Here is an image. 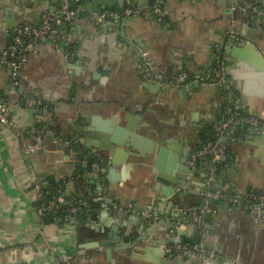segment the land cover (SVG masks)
Segmentation results:
<instances>
[{
  "label": "crops",
  "instance_id": "obj_1",
  "mask_svg": "<svg viewBox=\"0 0 264 264\" xmlns=\"http://www.w3.org/2000/svg\"><path fill=\"white\" fill-rule=\"evenodd\" d=\"M106 1L112 6L99 8L121 9L130 4L146 9L155 2ZM220 1L164 0L167 25L147 13L127 17L120 25L97 24L92 15L82 16L77 21L72 54L65 55L71 46L59 53L49 43L36 46L20 70L18 87L9 80L10 68L0 62V95L10 100L11 121L8 126L0 124V264H201L196 255L165 258L156 251V243L163 249L177 243L174 239L202 240L222 260L233 261L231 264H264V209L255 215L246 205L231 207L226 200L210 201L208 196L224 182L232 184L237 196L264 192V133L239 127L229 143L232 158L218 175L219 181L209 184L210 155L198 157V151L221 118L222 87L196 83L159 87L138 67L137 52L142 49L148 51L158 72L209 68L217 45L229 31L240 33L245 43L255 46L264 57V0H239L247 6L258 1L251 19L235 13L230 0ZM50 5L49 0H0V53L9 41V22L5 19L9 8H13L15 25L37 24ZM236 44L228 43L225 49ZM229 55V69L241 77L245 71L246 76L243 81L229 73L230 84L241 97L238 107L251 114L264 112V76L249 62L232 54L229 60ZM241 62L247 65L245 70L237 66ZM37 100L45 106L36 109ZM132 117L136 132L147 142H154L152 151L143 150L144 155H127L126 146L119 143L127 142L128 119ZM92 120L101 126L110 123L106 140L111 149L86 147L74 138L71 125ZM37 123L46 131L43 142L53 141L48 134L53 129L60 143L72 141L95 157L101 171L80 173L77 162L67 158L50 163L41 142L27 151L36 144L28 130ZM80 135L84 137V133ZM161 150L165 151L161 156L163 168L157 171L177 182L175 187L158 181L153 172ZM194 154L199 165L190 185L192 170L186 173L183 185L176 175ZM122 158L125 162L120 161ZM31 179L55 181L63 198L77 196L76 180L85 182L86 192L72 222L42 220L36 206L38 192ZM203 189L207 191L203 193ZM164 190L172 194L166 198ZM155 199H159L156 205ZM206 202L210 212L198 218L190 213L184 227L170 234L180 209H197ZM129 203L138 209L156 206L157 211L149 209L156 219L146 217L148 224L141 227L133 223L129 229L130 225L124 224L132 216ZM114 223L120 226L114 233L118 243H128V237L140 234V228L152 242L141 241L124 251L116 244L107 248V234Z\"/></svg>",
  "mask_w": 264,
  "mask_h": 264
},
{
  "label": "built area",
  "instance_id": "obj_2",
  "mask_svg": "<svg viewBox=\"0 0 264 264\" xmlns=\"http://www.w3.org/2000/svg\"><path fill=\"white\" fill-rule=\"evenodd\" d=\"M164 0H155L149 8H134L127 4L121 9L111 7H101L97 10L92 9L91 0H58L55 2L53 9L45 11L39 17L37 24H18L9 29V41L6 48L0 53V62L11 70L9 80L14 87L20 84V70L28 62L31 51L44 43L52 45L56 53L65 51V55L72 54L73 38L76 30L77 21L80 17L92 15L96 23L111 22L114 25H120L127 17L140 14H148L154 16L158 21L167 25L165 17L166 10L163 8ZM71 3L74 7H71ZM253 11L258 10V1H253L248 5ZM234 42L242 44L246 42L245 37L235 31L227 32L220 43L216 47L215 55L213 56L212 65L209 68L197 71H190L184 68L169 69L165 72H158L154 69L148 51L138 50V67L141 74L148 81L157 82L162 86H176L196 83L209 86L222 87L224 92V100L222 105V115L220 120L214 125L212 134L204 147L198 151V155L214 151L210 165L209 184H214L219 181L218 170L221 165H225L232 158L228 149L229 143L234 141L235 132L239 127H251L257 133H264V112L251 114L241 110L238 105L241 97L239 92L230 84L229 66L227 64L225 48L228 43ZM36 109L44 107L40 100L34 102ZM10 100L5 95H0V124L11 125L9 119ZM28 132L34 136L36 144L32 145L34 150L38 147V143L42 141L46 131L44 128L33 125ZM48 134L52 137H58V134L50 129ZM223 138V140H222ZM67 155V161L72 163L79 162L83 167H88V173L97 174L101 171V165L97 160H93L90 164V156L83 148H80L77 143L64 142L63 149ZM195 154L190 159V166L194 165ZM30 184L38 192L36 200L37 212L40 216L50 214L53 220L57 222H72L74 215L81 204L86 192L85 182L76 180L78 186V194L72 198H63L61 190L46 188V181L39 182L34 179L29 180ZM212 200H226L231 207L246 205L251 214L260 215L264 209V192L251 191L244 196H237L233 193V186L229 182H224L217 185L209 195ZM64 206L65 215H59L60 208ZM131 213L135 214L141 210V214L155 220L156 216L149 213V210L138 209L132 203L128 204ZM210 203L197 209H180L179 216L174 221L170 234L175 235L179 229L186 224V218L191 213L195 218L201 217L211 211ZM165 258L182 257L189 258L197 256L201 259V264H231V260H222L214 249L208 248L202 240L179 241L175 244H169L163 247ZM64 264H76L73 261Z\"/></svg>",
  "mask_w": 264,
  "mask_h": 264
},
{
  "label": "water",
  "instance_id": "obj_3",
  "mask_svg": "<svg viewBox=\"0 0 264 264\" xmlns=\"http://www.w3.org/2000/svg\"><path fill=\"white\" fill-rule=\"evenodd\" d=\"M48 1V0H47ZM51 5H50V9H53L54 4L56 1L58 0H49ZM94 1V2H93ZM91 0V2L93 4L92 5V9L94 10H97L100 6H102L103 4L104 5H108V6H112V2H108V1H104V0ZM223 0H221L220 2H222ZM230 5L231 7H233V11H236L235 13L239 12L240 14L238 15H241L242 17H248L249 19H251L253 17V13L252 12V7H249L247 5H243L240 3L239 0H230ZM71 7H74V4L71 3L70 5ZM12 9L13 8H9L7 10V14L5 16V19L6 21H8V28H11L13 26H15V20H13L14 16H11L12 15ZM256 13V12H255ZM10 20H13L10 22ZM232 43V44H231ZM234 42H230V45H233ZM133 48V47H132ZM134 49V48H133ZM136 50V49H135ZM225 54L226 55H236L238 57L239 60L243 61V62H249V66H252L254 67V69L257 71V72H260L261 76H264V57L258 52L257 48L255 46H253L252 44L250 43H243V44H239V45H235V46H229L227 49H225ZM230 55L227 57L229 58L230 60ZM238 67H240V69H243L245 70L247 65L245 66L244 63H239L237 65ZM232 69H229V73L233 76V77H239L241 79H244L243 81H245V71H243L242 73V77L241 75H238L237 73L235 72H232L231 71ZM159 87H162V85H159ZM244 93V90L243 92ZM24 101V99H22V102ZM134 118H129L128 119V138H127V142L123 144V142L119 141V143L121 145H125L126 149H127V155H130V156H139V155H144V153L146 151H152L153 149V146L154 145L153 141L148 139L149 142H147L145 139H147L146 137H143L142 135L138 134L136 132V124L134 122ZM110 123L108 121H106L104 124L101 125H98L97 123H95V120H92L89 124H83V125H78V124H72L71 125V130L73 131V134H74V138L75 139H79L80 141H82L84 143V145L86 147H91L92 145L93 146H96V147H100L101 149H111V146L109 147L108 146V143H107V134L109 132L108 128L110 129ZM98 129L102 130L103 132L99 131ZM103 129H106L105 132ZM212 130H213V127H212ZM81 133H84V137H81ZM145 138V139H144ZM100 139H103V140H100ZM99 140V141H98ZM223 140V138H222ZM143 143H146V146H143ZM41 145L44 147V154L47 156L48 158V162L50 163H56L58 161H62L64 158H67L66 155H64V152H63V143H60L59 141V138L58 137H55L53 138V141H51L50 143H45L43 141H41ZM152 146V147H150ZM145 152H144V151ZM130 152V153H129ZM163 152L165 151H162L161 150V154L160 156L156 158L155 160V167L153 168V172L157 174V180L160 181L161 183L163 184H174L173 186L175 187L176 186V183L177 182H173L172 178H169V176L165 175V173L163 172H158L157 171V168L158 169H161L163 168L162 164H161V156H163ZM206 155H210V161H212V156L214 155V151H210L208 153H204L202 155H198V157H204ZM197 157V158H198ZM126 158H122V162H125ZM199 162L200 161H197V159L194 161V165L191 167L190 164H189V161L186 159L183 164L184 166L181 168L182 172L180 173H177L176 177H178L180 180H182V184L185 185L186 183H184L185 181V176H186V173L191 171V176H189V181H188V185H190V182L192 181L191 179L193 178L194 176V173L196 171V168L197 166L199 165ZM212 163L210 162L209 165H211ZM90 176H94V175H90ZM176 180V179H174ZM205 185V184H204ZM174 190V189H172ZM214 190V189H213ZM203 193H205V189L202 190ZM164 196L166 198L169 197L170 194H172V191L170 190H164ZM207 193V192H206ZM159 199H155V201H153V204L156 205L157 204V201ZM166 200V199H165ZM201 207L203 205H200ZM150 210L152 209L151 207L149 208ZM148 209V210H149ZM149 210V213H151V211ZM152 210H155L157 211V207L155 206ZM113 212V211H112ZM78 214V212L76 213ZM112 214V213H111ZM113 215V214H112ZM132 216L127 218L128 220L124 221V224L127 225H130L129 229H131V226L133 225V223L135 224H141V227H143L144 225L148 224L149 223V220L143 216L141 214V210H138L135 214H131ZM42 220L45 221V222H51L53 221V218L50 214H45L42 216ZM119 224L118 223H114V225L111 226L110 228V231L109 233L107 234L108 238H110L106 244V247L108 248L109 246H112V245H119V249L121 251H124L125 250V247H130L132 245L136 246L139 242L141 241H149V243L152 242V239L148 238L149 236L147 235H143L141 234V232H144V229L143 228H140V234H134V235H130L128 238V243H126L125 245L121 244V243H118L117 242V239L118 237L116 235H114V233H117L118 231V228H119ZM174 241L176 242H179V239H174ZM110 242V243H109ZM103 243V242H101ZM101 245H104V244H101ZM159 246L160 244L156 243L154 245L156 249V251H158V253L162 254L164 253L163 252V249H159Z\"/></svg>",
  "mask_w": 264,
  "mask_h": 264
},
{
  "label": "trees",
  "instance_id": "obj_4",
  "mask_svg": "<svg viewBox=\"0 0 264 264\" xmlns=\"http://www.w3.org/2000/svg\"><path fill=\"white\" fill-rule=\"evenodd\" d=\"M37 126H40V124H36ZM93 160H97L95 157H91L90 156V158H89V164L93 161ZM97 162L100 164V162L97 160ZM79 164V165H78ZM76 166H77V170L80 172V173H83V172H85V171H88L89 169H88V167H83V165H81L79 162H77V164H76ZM224 168H225V165H221L220 166V168H219V170H218V175H221L222 174V172H223V170H224ZM46 188H52V189H54V190H59L60 188H59V185L57 184V183H55V181H53V180H51V179H48V180H46V186H45V189ZM65 210H64V206H62L61 208H60V212H59V215L61 216V217H64V215H65ZM63 222V221H62ZM186 241H188V240H190V239H185Z\"/></svg>",
  "mask_w": 264,
  "mask_h": 264
}]
</instances>
